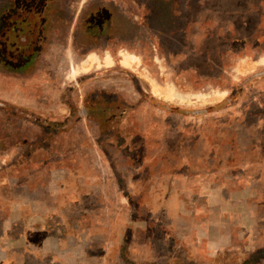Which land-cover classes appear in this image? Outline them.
I'll return each mask as SVG.
<instances>
[{
  "label": "rangeland",
  "instance_id": "1",
  "mask_svg": "<svg viewBox=\"0 0 264 264\" xmlns=\"http://www.w3.org/2000/svg\"><path fill=\"white\" fill-rule=\"evenodd\" d=\"M47 254L264 264V0H0V264Z\"/></svg>",
  "mask_w": 264,
  "mask_h": 264
},
{
  "label": "crops",
  "instance_id": "2",
  "mask_svg": "<svg viewBox=\"0 0 264 264\" xmlns=\"http://www.w3.org/2000/svg\"><path fill=\"white\" fill-rule=\"evenodd\" d=\"M17 251V250H16ZM15 252V251H14ZM10 259V262H12L13 264H23L22 263V259H21V257L20 258H18V259H13V258H9ZM15 262H14V261ZM47 263H50V264H54V262H55V259H54V256H53V254H47L46 256H45V259H44ZM43 260H41L40 262H42ZM62 263H63V259H62Z\"/></svg>",
  "mask_w": 264,
  "mask_h": 264
}]
</instances>
